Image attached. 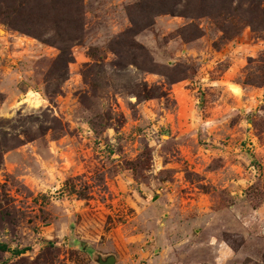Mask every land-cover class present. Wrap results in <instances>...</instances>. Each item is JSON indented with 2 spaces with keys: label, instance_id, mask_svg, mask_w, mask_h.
<instances>
[{
  "label": "rangeland",
  "instance_id": "rangeland-1",
  "mask_svg": "<svg viewBox=\"0 0 264 264\" xmlns=\"http://www.w3.org/2000/svg\"><path fill=\"white\" fill-rule=\"evenodd\" d=\"M10 1L0 264H264V0H82L46 41Z\"/></svg>",
  "mask_w": 264,
  "mask_h": 264
},
{
  "label": "trees",
  "instance_id": "trees-1",
  "mask_svg": "<svg viewBox=\"0 0 264 264\" xmlns=\"http://www.w3.org/2000/svg\"><path fill=\"white\" fill-rule=\"evenodd\" d=\"M28 1H31L28 2ZM205 0H160V11L165 10L166 12H178V14H186L187 11L176 9L178 4L183 3L187 7L186 10H191V8H196V3L204 2ZM219 1V0H218ZM222 3H225L229 0H220ZM6 2V0H4ZM202 4V3H201ZM8 6L11 9V13L19 14V19H21V15L28 9L29 16L36 15L35 22L32 17L29 19V22L20 21L17 28L20 30L26 31L28 33H32L37 37L41 38V40L46 41L43 37L44 33L41 31H37L36 27L33 25H41L38 20L41 21H50V15L55 13L59 14V21L63 22L66 26L67 32H70L72 29V24L79 20L81 22V18L83 16V9H82V0H22L18 2L17 0H11L10 3L8 2ZM200 8H205L204 6ZM260 8L257 9V11ZM159 12V11H158ZM46 18V19H45ZM40 30V29H39ZM71 40V37H68V41ZM142 49L143 47H138ZM66 59V62L71 60L70 52H67L64 48H61V53L59 55V59L62 58ZM138 65V63H135ZM139 66V65H138ZM142 69V68H140ZM14 139H6L4 138L2 142V146L4 148H11L13 146ZM8 246L6 244L0 243V250H7ZM23 251L17 250L16 253H22Z\"/></svg>",
  "mask_w": 264,
  "mask_h": 264
},
{
  "label": "water",
  "instance_id": "water-1",
  "mask_svg": "<svg viewBox=\"0 0 264 264\" xmlns=\"http://www.w3.org/2000/svg\"><path fill=\"white\" fill-rule=\"evenodd\" d=\"M115 262V256L114 255H109L105 257L104 259L99 257L98 258V263L99 264H114Z\"/></svg>",
  "mask_w": 264,
  "mask_h": 264
}]
</instances>
